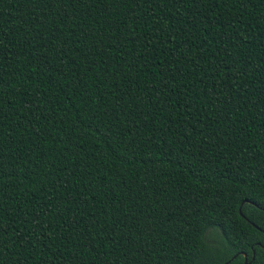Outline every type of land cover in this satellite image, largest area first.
I'll return each instance as SVG.
<instances>
[{
    "label": "trees",
    "instance_id": "obj_1",
    "mask_svg": "<svg viewBox=\"0 0 264 264\" xmlns=\"http://www.w3.org/2000/svg\"><path fill=\"white\" fill-rule=\"evenodd\" d=\"M224 263L264 264V0H0V264Z\"/></svg>",
    "mask_w": 264,
    "mask_h": 264
},
{
    "label": "water",
    "instance_id": "obj_2",
    "mask_svg": "<svg viewBox=\"0 0 264 264\" xmlns=\"http://www.w3.org/2000/svg\"><path fill=\"white\" fill-rule=\"evenodd\" d=\"M241 255L244 257V263H246V262H245V260H246V259H245V253L242 252ZM251 255H253V251L251 252ZM251 258H252V257H251ZM225 263H227V261H226ZM225 263H224V264H225Z\"/></svg>",
    "mask_w": 264,
    "mask_h": 264
}]
</instances>
